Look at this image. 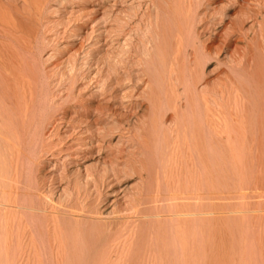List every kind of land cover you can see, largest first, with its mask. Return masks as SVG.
<instances>
[{"label":"bare ground","instance_id":"obj_1","mask_svg":"<svg viewBox=\"0 0 264 264\" xmlns=\"http://www.w3.org/2000/svg\"><path fill=\"white\" fill-rule=\"evenodd\" d=\"M103 1L0 0V264H264V0Z\"/></svg>","mask_w":264,"mask_h":264},{"label":"rangeland","instance_id":"obj_2","mask_svg":"<svg viewBox=\"0 0 264 264\" xmlns=\"http://www.w3.org/2000/svg\"><path fill=\"white\" fill-rule=\"evenodd\" d=\"M104 3H106V4H108V0H104L103 1ZM69 3V4H68ZM71 1H67V5H68V7H70L71 6ZM142 7L144 6V7H146L148 4L147 3H145V5H144V3H143V1H142ZM74 6H75V4H74ZM137 8V7H136ZM103 15V13L101 14H99V17H100V19H99V22L100 23H98V22H96V23H94V25L95 24H97L98 26H96L95 25V29H94V31H92L91 33H90V35H89V31H91V28H89L88 27V29L86 30L87 32H88V34H86V35H88L87 36V39L85 40V39H81L80 37H76V43H75V50H74V52H75V54L77 53V55H75V58H74V61H75V63L77 62V66H78V63H79V66H80V68H79V66H78V68L77 67H75V72H77L78 73V75H77V77H78V79L80 80L81 79V73H83V72H85L86 71V69H87V71H86V73L88 72V73H91L90 75L93 77L95 74H93V71H96L95 69H97V64H94L93 66H92V68L90 67V69H89V66H91L92 64H89V59L91 58V59H94V62H95V60H96V58H98V57H101L102 55H103V53H105V50H107V47H106V45H107V43H108V40H110V37L108 38V36H109V34H108V32H107V28H108V23L106 22H104V19L105 18H103L104 16H102ZM105 21H107V20H105ZM134 24V23H133ZM133 24H131L132 26H134ZM144 24V23H143ZM94 25L92 26V27H94ZM137 25H138V23H137ZM136 25V26H137ZM131 26V27H132ZM144 26V25H143ZM98 27V28H97ZM134 28H135V26H134ZM134 28H132V30H134V32L132 31V35L135 33L136 34V28L134 29ZM144 28H145V26H144ZM104 29H106L105 30V32H104ZM100 31H102V32H100ZM102 34H104V35H102ZM96 36V37H95ZM98 36V37H97ZM133 36H135V35H133ZM132 36V40L134 41V42H136L135 40H137V37L135 36V37H133ZM105 37V38H104ZM136 38V39H135ZM99 39V40H98ZM62 40H63V38H62ZM62 40L60 39L58 42H62ZM98 40V41H97ZM79 41H81L80 43H82V44H80L79 43ZM54 43H56V41L54 42ZM54 43H53V45H51V46H48V47H52L51 49L49 48V49H47V51L49 50V52L52 54V52H55V50H56V53L57 54H59L58 53V51H57V49L56 48H58V47H56V48H54ZM101 43V44H100ZM79 44H80V47H79ZM96 44V45H95ZM77 45V46H76ZM81 45H82V47H81ZM88 45V46H87ZM90 45V46H89ZM60 47H62V46H60ZM55 50H54V49ZM77 48H78V50H77ZM92 48V49H91ZM106 48V49H105ZM91 49V50H90ZM51 50H53L52 52H51ZM95 50V51H94ZM101 50V51H100ZM64 53V55L65 56H69V55H71V54H69L71 51H66V53H65V51H63ZM73 52V53H74ZM92 52V53H91ZM49 53V54H50ZM55 53V55L56 56H58L57 54ZM82 53V54H81ZM87 54H88V56H87ZM91 54V55H90ZM133 54V55H132ZM94 55V56H93ZM131 55H132V57H131V59H132V61H134V59H136L137 57H139L138 55H139V51H137V53H131ZM59 56H61L60 54H59ZM82 56V57H81ZM92 56V57H91ZM49 57V58H48ZM50 57H52V58H50ZM84 57L85 58H89L88 59V63H86L85 62V59H84ZM45 58H46V60H45ZM45 58H44V62L43 63H41V65H42V67L40 66L39 68H40V71H41V68L44 70L45 69V72L47 73V75L49 76V78L47 79V83H49L48 84V86L50 87L49 89L52 91V93H54V95L56 96V97H54V101H58V100H56V98L58 99V98H60L61 96H59V95H61L62 93L64 94V92L65 91H67V88H68V84H69V78L67 77L68 76V72L69 71H71V68H69V66H68V68H69V71H68V69H67V67L65 66L66 65V63L65 64H63V67H62V65H60L61 66V68L59 67V66H57V69H56V63L55 62H57L55 59V56H54V58H53V55L52 56H49V55H47V57L45 56ZM49 60H48V59ZM221 58V57H220ZM217 58H213V59H211V60H208V61H206L207 63V65L205 64V63H203V65H205V66H200V68L202 67L203 69H204V72L206 73L205 75H207V74H211L209 77H214L215 76V74L217 73L218 74V71H219V65H220V63H219V60L217 59ZM48 60V61H47ZM51 61V62H50ZM136 61H137V59H136ZM136 61L134 62V63H136ZM45 62H46V65H45ZM48 62V63H47ZM53 62H54V64H53ZM82 62H83V64L85 65V67H84V65L82 64ZM91 62V61H90ZM92 62H93V60H92ZM217 62V63H216ZM219 63V64H218ZM81 64V65H80ZM217 64H218V66H217ZM45 65V67H43ZM54 65V66H53ZM135 67L134 68H136V65H134ZM65 67H66V69H65ZM137 67L138 68H140V66L139 65H137ZM222 67H224L223 65H221L220 66V68H222ZM218 68V69H217ZM64 69L66 70L65 71V73H66V75H65V73H64ZM76 69H78L77 71H76ZM85 69V70H84ZM137 69V68H136ZM63 70V71H62ZM91 70V71H90ZM217 70V71H216ZM42 72V71H41ZM54 72H57V73H54ZM60 72V73H59ZM203 72V71H202ZM203 72V73H204ZM208 72V73H207ZM216 72V73H215ZM43 73V72H42ZM214 73V74H213ZM55 76H54V75ZM60 74H61V76H60ZM80 74V75H79ZM216 74V75H217ZM51 77V78H50ZM50 79V80H49ZM59 79V80H58ZM82 80H80V82H81ZM94 81V80H93ZM93 81H92V83H91V87L93 88L94 86H95V84L93 83ZM51 82V83H50ZM52 84V85H51ZM63 86V87H62ZM52 87V88H51ZM61 88V89H60ZM64 89V90H63ZM54 90V91H53ZM60 90V91H59ZM59 91V92H58ZM58 93V94H57ZM59 100H61V99H59ZM49 157L47 156V159H48Z\"/></svg>","mask_w":264,"mask_h":264}]
</instances>
